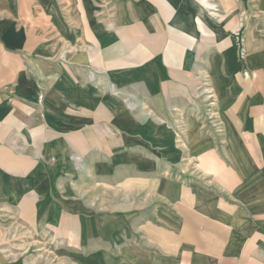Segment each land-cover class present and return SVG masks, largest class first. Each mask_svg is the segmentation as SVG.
I'll use <instances>...</instances> for the list:
<instances>
[{
	"label": "crops",
	"instance_id": "1",
	"mask_svg": "<svg viewBox=\"0 0 264 264\" xmlns=\"http://www.w3.org/2000/svg\"><path fill=\"white\" fill-rule=\"evenodd\" d=\"M238 2L0 0V240L16 218L63 236L58 264H264V38ZM203 67L226 132L213 186L159 170L153 137L201 111Z\"/></svg>",
	"mask_w": 264,
	"mask_h": 264
},
{
	"label": "rangeland",
	"instance_id": "2",
	"mask_svg": "<svg viewBox=\"0 0 264 264\" xmlns=\"http://www.w3.org/2000/svg\"><path fill=\"white\" fill-rule=\"evenodd\" d=\"M237 13L239 16V22L244 26L246 23L251 24L253 27L255 35H261L264 38V0H239ZM241 50V54L244 53ZM204 76V80L202 79ZM199 83L197 89L196 100L200 106V112H194L192 116L188 118L186 116L173 115L171 117L158 116V124L167 128L168 133L156 132L153 137L158 139V150H163V155L169 161H174L173 164H168L165 167H159V170L167 173L169 176L176 177L180 180L190 182L192 184H201L203 186H213V184H218L215 180V171H224L225 165L214 164V159L212 157H218L221 162L223 158L226 157L225 149L226 146V132L223 117H221L220 112L217 107V97L214 92L213 86L209 82L208 75L206 73L205 67L199 72ZM205 83V84H203ZM208 87L212 89L213 96L209 101H204L202 95V89ZM211 102L214 105H210ZM195 129V132L192 130ZM197 138L200 141L204 140L206 144V149L214 148L213 150H207L206 163L200 164L197 159ZM166 146H171L165 149ZM195 147V148H194ZM222 159V160H221ZM222 163V162H221ZM226 167H230L226 164ZM166 168V169H165ZM220 175V174H218ZM80 185H85V183L79 182ZM82 187L75 197H80L85 201L92 200L98 204H105V207L112 210L114 206L112 203L117 202L115 199L112 202V192L103 201L102 191L94 190L90 194L83 195L84 191L81 192ZM80 194V195H79ZM82 194V195H81ZM104 216H107L105 221L110 224H114L119 220H126L128 214L124 212H105ZM77 215L80 216V221L85 222L87 217L92 218L97 217L98 214H91L85 211L78 212ZM41 216L37 213V217ZM9 217V216H8ZM59 213H51L47 215L46 222L55 225ZM89 218V219H90ZM6 217H0V220H5ZM11 217H9V220ZM40 218H37L36 223H38ZM93 222V220H91ZM98 222V221H97ZM101 223V221H99ZM127 223H122L125 225ZM7 225V226H6ZM4 228L7 231V240H0V256L7 261L8 264H58V257L61 253L69 252L62 244H56L54 240H63V236H56L54 231L47 230L46 235L43 231L44 226H37L36 228H21L15 220L7 222ZM84 231H87L85 225H81ZM81 228V227H80ZM81 228V229H82ZM54 237L55 239H52ZM62 237V238H61ZM57 242V241H56ZM65 255V256H66ZM84 264V263H83Z\"/></svg>",
	"mask_w": 264,
	"mask_h": 264
}]
</instances>
